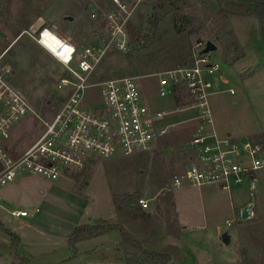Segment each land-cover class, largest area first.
<instances>
[{
    "label": "rangeland",
    "instance_id": "obj_1",
    "mask_svg": "<svg viewBox=\"0 0 264 264\" xmlns=\"http://www.w3.org/2000/svg\"><path fill=\"white\" fill-rule=\"evenodd\" d=\"M258 1L0 0V72L11 77V84L34 111L16 125L10 144L22 151L37 141L45 128L42 119L53 118L68 94L57 87L64 69L33 38L44 27L78 45H105L113 37L111 27L120 25L127 51L112 45L90 83L141 77L156 111H171L181 103L159 96L155 75L190 63L199 52L197 44L212 41L218 49L208 56L224 68L223 92L209 100L216 129L237 138L264 131V24L249 12ZM231 88L234 95L227 91ZM101 92L100 87L90 89L89 102H103ZM194 117L195 112L188 111L163 119L162 123L175 127L147 153L88 160L81 171L62 174L56 180L21 171L2 190L3 195L13 187L9 200H3L4 209L0 206V218L4 228L22 242L14 246L0 229V264H21L16 254L31 264H76L74 248L63 238L68 229L65 223L78 217L85 223L108 218L116 206L121 208V221L146 241L145 249L169 254L170 264H264V169L257 172L255 186L245 181L230 192L215 184L207 187L214 193L213 202L207 205L199 199L202 187L172 185L190 154L193 129L186 121ZM129 192L141 196L148 207H140L139 201L134 210L126 209L121 200L115 204L114 195ZM174 196L182 212L181 226L172 206ZM250 204L255 212L243 220L242 210ZM20 210L27 211L28 217L12 216ZM151 230L155 237L167 238L165 242L148 239ZM226 231L232 237L228 245L221 240ZM121 240V233L115 231L91 244L105 248Z\"/></svg>",
    "mask_w": 264,
    "mask_h": 264
},
{
    "label": "built area",
    "instance_id": "obj_2",
    "mask_svg": "<svg viewBox=\"0 0 264 264\" xmlns=\"http://www.w3.org/2000/svg\"><path fill=\"white\" fill-rule=\"evenodd\" d=\"M110 30L113 37L105 45H78L47 27L33 37L64 69L65 73L57 78V87L68 94L53 118L42 119L43 134L17 157L8 153L6 142L14 127L34 111L28 99L6 79L9 75L0 72V206L2 190L21 171L56 180L62 174L81 171L88 160L147 153L175 127L162 123L163 119L188 111L195 112V117L186 121L195 123L190 139L193 156L187 169L174 177L172 185L215 184L229 192L245 181L254 186L257 172L264 169V134L243 138L219 134L209 100L223 92L220 82L224 68L208 54H202L207 43L197 44L199 52L190 63L155 75L159 80V96L181 103L180 108L171 111H156L150 106L151 99L143 90L141 77L90 83L112 45L127 51L122 27L113 25ZM95 87L102 88L103 102L99 104L90 103L87 98V92ZM227 91L236 93L233 88ZM139 203L148 207L144 199ZM28 215L27 211L12 212L13 217Z\"/></svg>",
    "mask_w": 264,
    "mask_h": 264
},
{
    "label": "crops",
    "instance_id": "obj_3",
    "mask_svg": "<svg viewBox=\"0 0 264 264\" xmlns=\"http://www.w3.org/2000/svg\"><path fill=\"white\" fill-rule=\"evenodd\" d=\"M234 95V94H233ZM151 99V98H150ZM173 101V100H172ZM188 124H191L192 127L191 129L194 130V127H195V123H188ZM19 125V124H18ZM17 125V126H18ZM194 125V126H193ZM17 126L14 127L13 131H12V135L10 137V139L6 142V149L8 151V153L14 157H17V156H20L21 154H23L28 148H30L34 143H31L29 146H26L22 151H17V149L15 148V146L13 144H10V141L14 135V131L17 129ZM193 130H192V133H193ZM219 132V131H218ZM191 133V135H192ZM219 134L221 136H224L223 134H221L219 132ZM261 134H264V131L262 130H258V131H254L253 133L247 135V136H258V135H261ZM227 135H231L232 136V133L231 132H227ZM241 136V135H239ZM193 156V151L190 149V154H189V157L187 159V163L184 167V170L183 172L187 169V167L189 166L190 164V161H191V158ZM2 167V162L0 160V168ZM177 175V174H176ZM175 175V176H176ZM174 176V177H175ZM258 176L256 175V178H255V182L257 180ZM14 183V182H13ZM256 183H254V186H255ZM214 184H210V185H204V186H198V187H202L200 190H199V199H200V202L202 205H207L206 203H212V199L214 198V193H213V190L210 189V188H207V187H212ZM219 186V185H218ZM220 187V186H219ZM182 188V187H181ZM184 188H187L189 189V187H184ZM183 188V189H184ZM207 189V190H206ZM13 190V187L12 189H6L4 191V194L2 195L3 196V200L4 202L5 201H8L9 198H10V195H11V191ZM127 194H130V195H134V192H129V193H126L125 195ZM141 194H139L140 196ZM115 196V195H114ZM114 196H113V201L115 202L114 200ZM139 199H141V196L138 197V201ZM212 201V202H211ZM3 203V201H2ZM116 204V203H115ZM136 204L138 203H134V204H130L127 206L126 209L130 210L132 209ZM179 203L177 201V198L176 196H174V199H173V202H172V206L175 208L176 210V218H177V221H178V225L181 226L182 225V220H181V209L179 207ZM2 206V205H1ZM140 206V205H139ZM248 206V205H247ZM246 206V207H247ZM132 207V208H131ZM142 207V206H140ZM115 213L114 215H111L110 217H97L96 219L92 218L90 223H85L84 222V219H82V217H78L76 218L74 221H69V222H66L65 224L68 225V229L67 231L63 234V238L64 240H67L69 242V245H70V238L72 236V234L75 232V230L80 227V226H84V225H96L97 222L99 221H107L111 224H114V225H118L120 224L121 226H123L124 228H126L129 233L136 239L138 240L145 248L147 244L146 241H143V239H141V237L135 235L134 233H132L128 227H127V223L126 221H121V218L119 216V212L117 210V206L115 207ZM4 207L2 206L1 207V210H3ZM255 209V207H254ZM254 209L252 210V214L254 211ZM134 210V208H133ZM20 211H23V210H20ZM202 211H204V207H202ZM243 211V210H242ZM26 218V217H24ZM155 219H153L151 221V223L153 224V222ZM115 221V222H114ZM0 222L2 224H4V221L2 220V218H0ZM202 226V225H201ZM188 227L185 226V229H187ZM154 233L156 232H153L151 230L150 234H149V237L148 239L150 240H153V242H158L160 243L159 241L162 239L163 243L165 242L164 240L167 239V238H159L160 236H154ZM110 234V233H109ZM109 234H106V235H103V236H100V237H96V238H93V239H90V240H87V241H84L82 243H79L75 249H74V252H75V255L73 256L72 260L74 263L76 264H127V261H126V256H122V253L123 255H125L122 247H121V242L120 241H117V244L115 246L113 245H109V246H106L105 248L101 247L102 244H99V246L97 244H91V243H95V241H99L101 239H105L106 237L109 236ZM154 237H153V236ZM19 239H20V242H22L20 236H18ZM152 238V239H151ZM156 244V243H155ZM166 244H168V242H166ZM92 245H94L93 247H91ZM97 245V246H96ZM71 246V245H70ZM94 247H97V248H94ZM159 248H164V247H159ZM153 252H161V251H153ZM16 256L18 257H21L19 256V254H16Z\"/></svg>",
    "mask_w": 264,
    "mask_h": 264
},
{
    "label": "trees",
    "instance_id": "obj_4",
    "mask_svg": "<svg viewBox=\"0 0 264 264\" xmlns=\"http://www.w3.org/2000/svg\"><path fill=\"white\" fill-rule=\"evenodd\" d=\"M254 16L259 18L264 24V0L256 2L255 7L249 10ZM264 40V37H262ZM115 203L122 201L125 207L130 204L138 203V198L134 195H124L122 197H115ZM121 200V201H120ZM120 211L121 208L117 207ZM0 229L5 231L13 241L14 246L20 243L17 235L7 231L4 225L0 222ZM118 231L121 233L122 242L121 247L125 253L127 264H170L172 258L167 253L153 252L145 249V247L136 240L129 231L121 225H114L107 221H99L96 225H84L78 227L70 238V245L75 247L84 241L100 237L112 232ZM17 249V248H15ZM21 264H31L30 261L23 257H18Z\"/></svg>",
    "mask_w": 264,
    "mask_h": 264
},
{
    "label": "water",
    "instance_id": "obj_5",
    "mask_svg": "<svg viewBox=\"0 0 264 264\" xmlns=\"http://www.w3.org/2000/svg\"><path fill=\"white\" fill-rule=\"evenodd\" d=\"M68 20L72 21L73 19L71 17L67 18ZM218 49V46L212 42V41H208L206 44L205 49L202 51V54H209L211 52H214ZM8 81L11 80L10 76H7L6 78ZM254 209V204H250L247 207H245L242 211V219L243 220H247L250 219L252 217V210ZM231 235L229 233V231H226L225 233H223V235L221 236V240L224 244L228 245L231 242Z\"/></svg>",
    "mask_w": 264,
    "mask_h": 264
}]
</instances>
